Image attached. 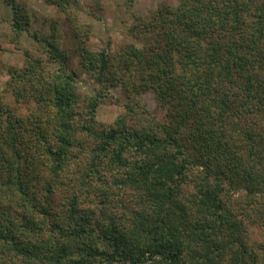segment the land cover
Returning <instances> with one entry per match:
<instances>
[{
    "label": "trees",
    "instance_id": "obj_1",
    "mask_svg": "<svg viewBox=\"0 0 264 264\" xmlns=\"http://www.w3.org/2000/svg\"><path fill=\"white\" fill-rule=\"evenodd\" d=\"M4 1L18 36L30 16ZM45 1L75 45L33 32L46 59L7 69L0 264H264V0L163 3L97 50Z\"/></svg>",
    "mask_w": 264,
    "mask_h": 264
},
{
    "label": "rangeland",
    "instance_id": "obj_2",
    "mask_svg": "<svg viewBox=\"0 0 264 264\" xmlns=\"http://www.w3.org/2000/svg\"><path fill=\"white\" fill-rule=\"evenodd\" d=\"M25 5L31 24L28 30L15 36L12 31V11L4 0H0V93H4V84L8 79V67H21L26 53L46 59L45 50L37 48L32 37L33 32L40 36L53 33L62 47L71 48L75 38L71 24L65 15L45 0H20ZM76 10L77 24L87 32V46L91 49H113L115 46L132 40L127 28L135 17H147L159 5H176L177 0H69ZM77 84L80 90L90 91L93 83L85 74H79ZM114 95L117 89L111 90ZM6 93V92H5ZM7 99L12 96L7 94ZM140 100L158 117L161 113L151 90L139 93ZM120 107L114 103H103L97 111L103 121L112 120Z\"/></svg>",
    "mask_w": 264,
    "mask_h": 264
}]
</instances>
